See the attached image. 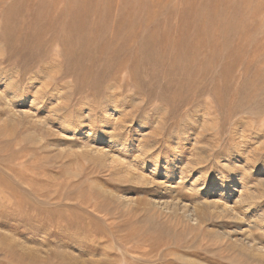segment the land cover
Returning a JSON list of instances; mask_svg holds the SVG:
<instances>
[{
	"label": "rangeland",
	"instance_id": "374dc122",
	"mask_svg": "<svg viewBox=\"0 0 264 264\" xmlns=\"http://www.w3.org/2000/svg\"><path fill=\"white\" fill-rule=\"evenodd\" d=\"M257 176L264 0H0V264H264Z\"/></svg>",
	"mask_w": 264,
	"mask_h": 264
},
{
	"label": "bare ground",
	"instance_id": "6f19581e",
	"mask_svg": "<svg viewBox=\"0 0 264 264\" xmlns=\"http://www.w3.org/2000/svg\"><path fill=\"white\" fill-rule=\"evenodd\" d=\"M89 51H87V50H82L79 54H77V59H83V60H85L87 57H88V55H89V53H88ZM224 112H226V114H227V116L226 117H229V118H232V117H235V116H238L240 113H239V111L238 110H233V109H225L224 110ZM241 121V120H240ZM240 121H236V122H234V124H239L240 123ZM233 124V125H234ZM250 128H252V126L250 127ZM169 139H167V142H168V145L169 146H171L172 145V147H173V145H177L178 143H179V141H180V139L179 138H175V137H168ZM109 141H111V140H109ZM155 141V140H154ZM217 142H219L218 140H216ZM123 142V141H122ZM156 142V141H155ZM117 143V142H116ZM157 143V142H156ZM155 143V144H156ZM118 144V143H117ZM122 144V143H121ZM156 146V145H155ZM127 147V146H126ZM144 147H146V146H144ZM214 147H216V146H213V147H211V150L213 151L214 150ZM151 148H153V146L151 147ZM155 148V147H154ZM120 149H122L123 150V147L122 148H120ZM126 151V150H125ZM143 151V150H142ZM230 152V151H229ZM159 154V153H158ZM220 154H222V153H220ZM147 155V154H146ZM229 155V154H228ZM220 156H218L217 158H219ZM160 157L157 155V154H155V158H154V161H155V163H158V159H159ZM164 159L162 160V162L163 163H165V164H167V165H169L168 163H170L169 162V160H168V157L167 158H165V157H163ZM152 160V159H151ZM201 160V159H200ZM200 160H197V161H193V163H195L196 165L198 164L199 166L201 165V163H202V161H200ZM231 160V159H230ZM228 161L229 160H227V163H228ZM116 162V161H115ZM161 162V161H160ZM192 162V161H191ZM190 162V163H191ZM232 164V163H231ZM131 165V164H130ZM186 164L184 163V162H182L181 164H180V166H179V172L180 173H184L185 172V170L184 169H186V168H190L191 167V165H187V166H185ZM218 165H219V163H218ZM230 165V164H229ZM262 165V164H261ZM116 166V165H115ZM132 166V165H131ZM128 167H129V165H128ZM221 167L222 168H227L226 167V163H223L222 165H221ZM121 168V167H120ZM130 168V167H129ZM199 168V167H198ZM121 170H122V168H121ZM205 170V169H204ZM120 171V170H119ZM187 172V171H186ZM196 172V171H195ZM232 172V171H231ZM203 173V172H202ZM214 173V172H213ZM253 173V172H252ZM217 174V173H216ZM220 174V173H219ZM236 175V174H235ZM234 175V176H235ZM245 175V174H244ZM240 176V178H244V177H246V176ZM254 175V174H253ZM228 176H229V174H228ZM238 176V175H237ZM238 178V177H237ZM206 180V179H205ZM202 180L203 181V183H209L210 182V180ZM215 180L216 179H214L213 181L211 180V183H215ZM219 181V180H218ZM235 185V184H234ZM254 187L256 188V190L258 191L257 193L259 194V195H264V176H257V178L255 179V182H254ZM249 188V187H248ZM222 189H225L226 191H229V189L228 188H226V184H223L222 185ZM221 189V190H222ZM131 235V234H130ZM129 235V236H130ZM156 243H160V241H161V239H160V237H158V235L156 236ZM255 241H257V240H255ZM145 243V242H144ZM260 243H262V242H260ZM251 246L253 247L252 248V250H253V252H254V250H259V252L258 253H255V254H253V252L251 253V256L252 257H254V258H257L256 256H260V258H264V252H263V250H264V247L263 246H260V247H258V246H254V244H252L251 243ZM131 253V252H130Z\"/></svg>",
	"mask_w": 264,
	"mask_h": 264
}]
</instances>
